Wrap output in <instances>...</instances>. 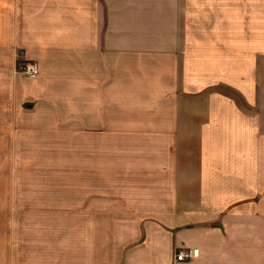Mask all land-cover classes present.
Returning a JSON list of instances; mask_svg holds the SVG:
<instances>
[{
    "label": "crops",
    "instance_id": "1",
    "mask_svg": "<svg viewBox=\"0 0 264 264\" xmlns=\"http://www.w3.org/2000/svg\"><path fill=\"white\" fill-rule=\"evenodd\" d=\"M0 264H264V0H0Z\"/></svg>",
    "mask_w": 264,
    "mask_h": 264
},
{
    "label": "built area",
    "instance_id": "2",
    "mask_svg": "<svg viewBox=\"0 0 264 264\" xmlns=\"http://www.w3.org/2000/svg\"><path fill=\"white\" fill-rule=\"evenodd\" d=\"M18 70L21 73H24L28 76H36L39 74V67L37 63L33 61H24L19 65ZM199 253L198 248H192V249H182L177 252L176 254V260L177 261H186L191 258L197 257Z\"/></svg>",
    "mask_w": 264,
    "mask_h": 264
}]
</instances>
